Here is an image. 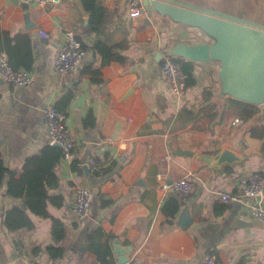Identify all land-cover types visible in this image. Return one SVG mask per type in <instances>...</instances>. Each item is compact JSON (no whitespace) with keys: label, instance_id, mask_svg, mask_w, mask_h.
Instances as JSON below:
<instances>
[{"label":"crops","instance_id":"0c3cea01","mask_svg":"<svg viewBox=\"0 0 264 264\" xmlns=\"http://www.w3.org/2000/svg\"><path fill=\"white\" fill-rule=\"evenodd\" d=\"M133 1H103L115 14L99 36L111 33V42L126 43L121 52L129 60L104 65L96 77L101 81H95L91 74L59 72L54 66L66 30L80 32L88 46L98 39L89 31L90 15L82 0H55L45 6L32 0H0L1 29L29 34L34 54L31 84L14 87L0 79L1 156L6 166L17 170V177L26 156L51 144L44 125L45 107L56 104L65 90L77 84L66 113L76 148L72 160L60 159L61 181L55 189L64 201L61 206L48 205L50 213L63 220L68 233L58 239L51 220L35 214L33 229L9 231L3 223L5 214L22 205V200L7 194L5 178L0 188V264H41L53 257L50 248L58 247L63 251L58 256L64 258L60 264H101L87 237L88 231L99 225L106 232L101 241L109 242L117 264H202L200 258L208 252L216 254L215 264H264V224L250 214L245 198L225 203L217 197L219 189L240 191L241 177L256 170L253 161L264 171V139L251 136L248 130L262 123L256 120L257 115L221 121L231 97L220 100L218 96L219 62L184 58L193 63L195 84L188 86L186 96L178 101L162 76L163 57L176 44L197 43L202 36L193 27L174 25L154 13L132 18ZM140 1L144 5V0ZM183 1L231 13L203 2ZM248 19L260 21L258 16ZM41 31L49 36L44 37ZM93 60L99 63L100 57L87 49L85 64ZM210 102L218 105L214 134L197 131L196 122L178 129L181 122L176 116L183 106L196 110ZM89 113L92 119L85 125ZM224 147L244 159L219 168L201 157H214ZM88 157L101 160L104 171L95 174L88 170ZM182 176L195 184L187 201L180 200L171 188L160 189L162 181ZM77 181L103 192L114 203L102 207L95 198L88 216L79 218L72 209ZM174 195L181 206L174 222L168 223L162 208ZM108 235L113 238L108 240ZM117 243L125 255L117 254ZM121 257L127 260L120 262Z\"/></svg>","mask_w":264,"mask_h":264},{"label":"trees","instance_id":"16d2710c","mask_svg":"<svg viewBox=\"0 0 264 264\" xmlns=\"http://www.w3.org/2000/svg\"><path fill=\"white\" fill-rule=\"evenodd\" d=\"M103 1L104 0H82L85 10L90 15L89 31L91 33H96L98 39L92 45L88 46L82 34L76 32L84 49H92L94 57H100L99 63L93 60L86 63L81 70L83 74L93 75V80L95 81H101V79L96 77L101 75V69L104 65L112 61L126 64L129 60L128 57L121 52L122 49L126 48V43L111 42V33L106 34L107 36L104 38L99 36L105 32L106 25L115 14L104 5ZM0 51H6L8 53L14 69L24 67L32 71L34 54L31 36L29 34L21 32L12 33L9 30L1 29L0 26ZM178 59L183 62V69L187 73V85L191 86L195 84L193 63L186 61L182 57ZM76 91L77 84L65 90L56 102V107L67 113L70 101ZM217 106V103L213 102L196 108V110L183 106L176 116V120L181 122L178 129L185 128L188 124L196 122L194 129L214 134L216 124L214 121L218 115ZM259 111L260 108L257 105L230 98L225 104L221 121L237 116L248 120L254 117ZM90 119H92L91 113L87 115L84 124H90L88 123ZM248 130L251 136L264 139L263 124L250 126ZM262 151L264 155V142ZM216 153H218V151ZM61 155V149L58 146L47 144L39 152L30 154L23 159V163L19 170L20 176L17 177V170L3 163L0 150V188L5 178H8L7 194L22 200V205L13 206L5 214L3 223L9 231L20 232L22 230L33 229L36 225L32 214H35L51 220L52 230L58 239L61 240L66 237L68 231L65 223L61 218L53 216L48 209L49 202L53 205L61 206L64 201L63 195L55 192V189L59 187L61 181V173L59 170ZM102 171H104V169ZM101 172L97 171L94 173L99 174ZM262 173L264 174V171ZM95 198L99 200L102 207L114 203L112 198H107L101 191L95 190ZM180 206L181 202L175 195L167 199L162 208L165 222H174L180 210ZM105 235L106 232L101 225L91 228L87 234L90 243L89 248L98 256L101 264H117L114 254L108 249L110 246L109 242L103 243L101 241ZM107 237V239L110 240V238H113V235H108ZM50 251L53 256L62 255L63 253L60 247L50 248Z\"/></svg>","mask_w":264,"mask_h":264},{"label":"water","instance_id":"95a60500","mask_svg":"<svg viewBox=\"0 0 264 264\" xmlns=\"http://www.w3.org/2000/svg\"><path fill=\"white\" fill-rule=\"evenodd\" d=\"M144 5L149 14L195 28L202 36L200 42L178 43L166 53L192 61L219 62L220 100L228 96L257 105L261 112L255 115L256 120L264 125V23L183 0H144ZM201 157L219 168L244 159L230 147L214 157ZM119 247L117 243V254L125 255Z\"/></svg>","mask_w":264,"mask_h":264},{"label":"built area","instance_id":"2783aa9c","mask_svg":"<svg viewBox=\"0 0 264 264\" xmlns=\"http://www.w3.org/2000/svg\"><path fill=\"white\" fill-rule=\"evenodd\" d=\"M40 6H45L55 0H32ZM145 6L140 0L133 1L130 8L132 18H138L146 13ZM44 37H48L46 31H41ZM85 53L80 38L72 29L64 32L60 49L55 56L54 66L59 72L81 71L84 68ZM161 72L164 80L168 84L171 93L179 101L183 99L188 90L187 73L183 69V62L171 53H165L161 65ZM0 79L10 83L14 87L26 86L34 81L31 70L24 67L14 69L6 52L0 51ZM243 122V119L238 120ZM44 125L49 136L50 143L61 149V158L72 160L76 148V141L69 126L67 115L59 110L54 103H49L44 110ZM85 165L93 172L101 171L104 164L101 160L88 157ZM242 189L238 192L218 190L217 197L225 202L232 203L245 198L246 207L250 214L264 224V174L261 171H250L240 179ZM160 189L166 191L168 188L182 200L187 201L195 188L194 181L188 176H182L171 182L162 181ZM75 198L72 209L79 218L88 216L92 204L95 200V191L89 185L77 181L74 185ZM64 260L63 256L50 257L41 264H60ZM217 256L213 252L204 254L200 261L202 264H215Z\"/></svg>","mask_w":264,"mask_h":264},{"label":"rangeland","instance_id":"374dc122","mask_svg":"<svg viewBox=\"0 0 264 264\" xmlns=\"http://www.w3.org/2000/svg\"><path fill=\"white\" fill-rule=\"evenodd\" d=\"M203 2L205 4L224 9L236 15H246L248 18L260 17L264 23V0H192ZM256 15V16H255ZM259 21V22H260ZM261 112V111H260ZM259 113V112H258ZM258 162H252L251 166L259 171Z\"/></svg>","mask_w":264,"mask_h":264}]
</instances>
